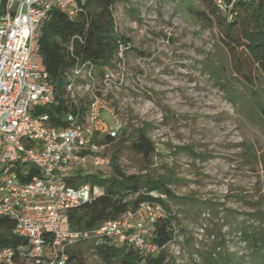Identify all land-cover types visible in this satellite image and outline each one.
<instances>
[{
  "label": "rangeland",
  "instance_id": "rangeland-1",
  "mask_svg": "<svg viewBox=\"0 0 264 264\" xmlns=\"http://www.w3.org/2000/svg\"><path fill=\"white\" fill-rule=\"evenodd\" d=\"M202 11L201 0L117 5L119 30L134 48L125 57L124 85L109 91L117 115L102 112L108 124H124L105 152L117 153L127 174L170 179L178 227L168 264H207L205 253L216 264L225 254L233 264L244 256L251 264L244 231L264 229L256 216L264 212V74L256 71L255 86L234 74ZM33 57L40 63L36 51ZM142 127L155 146L150 155L133 147ZM85 256L105 264L93 252Z\"/></svg>",
  "mask_w": 264,
  "mask_h": 264
},
{
  "label": "built area",
  "instance_id": "built-area-1",
  "mask_svg": "<svg viewBox=\"0 0 264 264\" xmlns=\"http://www.w3.org/2000/svg\"><path fill=\"white\" fill-rule=\"evenodd\" d=\"M54 9L71 19L81 12L78 0H0V218L14 220V233L28 240L17 249H1L0 264H58L66 259L67 244L89 236L71 229L69 211L90 202L99 187L69 180L107 166L105 139H116L124 129L122 121L108 124L102 112L115 113L109 91L127 79L125 43L103 73L91 62L67 72L69 108L57 113V121L43 110L59 100L33 54ZM164 215L163 204L144 202L93 233L154 252L153 224Z\"/></svg>",
  "mask_w": 264,
  "mask_h": 264
},
{
  "label": "trees",
  "instance_id": "trees-1",
  "mask_svg": "<svg viewBox=\"0 0 264 264\" xmlns=\"http://www.w3.org/2000/svg\"><path fill=\"white\" fill-rule=\"evenodd\" d=\"M78 1L81 12L75 18L71 19L57 9L49 13L35 48L47 79L54 87L55 99L59 100L58 105L43 110L56 121L57 113L69 108L65 97L67 72L84 62H91L101 74L112 64L120 44L130 45V39L120 32L115 15L117 5L127 0ZM201 1L205 7L201 14L213 23L219 42L229 54L234 74L246 84L255 86L256 71L264 74V0H223V7L216 0ZM132 48L130 45L127 52ZM136 134L134 149L144 155L153 153L155 146L146 128H138ZM105 140L108 143L115 141L114 138ZM105 167V173L102 167L94 173L79 174L69 180L74 186L89 183L103 191L90 202L69 211L71 229L89 233V236H81L67 244L64 248L66 259L58 264H89L85 256L87 251L93 252L105 264H168L167 246L174 241L178 227V214L173 208L177 197L169 187L170 179L127 174L117 153L111 155L110 163ZM144 202L161 203L165 208V215L159 217L152 228L151 239L157 246L156 251L144 253L93 233L106 221L117 219ZM256 216L264 222V212L259 211ZM14 228V220L0 218V250L28 244L27 239L14 233ZM244 238L255 251L251 253V264L257 257L264 264V229H245ZM205 256L207 264H216L213 254L205 253ZM228 256L225 254L222 264H233ZM247 257L234 264H246Z\"/></svg>",
  "mask_w": 264,
  "mask_h": 264
},
{
  "label": "crops",
  "instance_id": "crops-1",
  "mask_svg": "<svg viewBox=\"0 0 264 264\" xmlns=\"http://www.w3.org/2000/svg\"><path fill=\"white\" fill-rule=\"evenodd\" d=\"M101 194V193H100Z\"/></svg>",
  "mask_w": 264,
  "mask_h": 264
}]
</instances>
